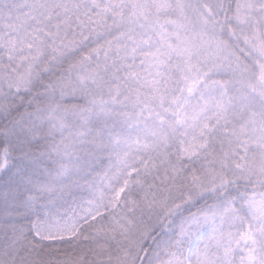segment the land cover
I'll return each instance as SVG.
<instances>
[{
	"label": "snow or ice",
	"instance_id": "snow-or-ice-1",
	"mask_svg": "<svg viewBox=\"0 0 264 264\" xmlns=\"http://www.w3.org/2000/svg\"><path fill=\"white\" fill-rule=\"evenodd\" d=\"M0 264H264V0H0Z\"/></svg>",
	"mask_w": 264,
	"mask_h": 264
}]
</instances>
